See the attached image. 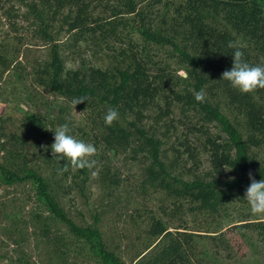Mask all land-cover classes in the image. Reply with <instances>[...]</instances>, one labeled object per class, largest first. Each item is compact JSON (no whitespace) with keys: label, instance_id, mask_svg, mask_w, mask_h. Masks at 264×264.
<instances>
[{"label":"trees","instance_id":"trees-1","mask_svg":"<svg viewBox=\"0 0 264 264\" xmlns=\"http://www.w3.org/2000/svg\"><path fill=\"white\" fill-rule=\"evenodd\" d=\"M7 5L8 18L28 22L32 38L47 47L45 59L32 67L33 84L83 115L78 127L61 114L57 121L68 123L76 139L122 155L138 175L126 206L135 205L133 193L145 200L160 194L175 206L170 217L181 214L183 204L191 214L215 216L232 202H246L250 173L257 181L264 178V150L255 151L264 149V89L241 94L220 80L235 48L249 64L264 65V0H0V9ZM14 61L0 46V77L14 69ZM201 88L203 103L194 99ZM74 97L86 102L73 106ZM109 108L119 113L110 126L103 119ZM22 118L20 135L11 138L10 153L0 161V184L35 186L47 211L33 214L41 240L61 252L49 251L52 263L65 264L63 255L75 252L89 264H126L104 240L100 214H93L90 225L75 223L50 182L57 174L58 181L71 176L72 188L83 195L87 166L66 164L52 154L45 116L25 112ZM28 145L44 157L50 175L30 164L29 153L22 151ZM200 156L206 157L205 169ZM117 174L102 200L108 207L121 201L109 200L122 189ZM143 207L133 212L144 218L147 243L129 264H192L188 251L198 234L185 225L171 231L168 219ZM55 222L66 226L68 239L52 237ZM241 226L257 232L264 251V220ZM16 264L36 263L19 258Z\"/></svg>","mask_w":264,"mask_h":264},{"label":"rangeland","instance_id":"rangeland-1","mask_svg":"<svg viewBox=\"0 0 264 264\" xmlns=\"http://www.w3.org/2000/svg\"><path fill=\"white\" fill-rule=\"evenodd\" d=\"M143 1L146 3L149 0ZM17 7L15 6L13 11ZM8 8L7 5L4 9H0V46L9 51L15 60V67L0 77V161L10 153V145L13 143L11 138L16 134L20 135L18 128L23 122L22 117L25 112L45 116L50 122L48 132L61 124L57 121L60 114L75 123L71 127H78L83 120L80 112L33 84L32 67L37 60L45 59L47 47L32 38L33 30L28 22L8 18L5 11ZM154 12L158 14L161 12L159 6L154 8ZM157 16L154 14V20ZM65 39L63 35L61 41ZM70 55L76 57V54L70 53ZM84 57L89 58L90 55L86 52ZM179 73L185 76L183 71ZM10 79L12 82H9ZM62 110L66 111V115L64 111L61 113ZM45 144L41 141V145ZM263 150L255 151L261 153ZM22 151L27 155L29 153L32 166L44 174H51V167L45 166L42 159L44 157L34 154L32 145H28ZM85 159L89 180L83 189V195L72 188L71 176L68 180L58 181L60 175L57 174L55 178L49 177L50 182L60 205L75 223L90 225L93 223V214H100L102 218L100 231L104 240L110 249L115 248L121 254L126 264L131 263L132 257L142 252L147 243L143 230L144 218L138 217L136 212H133L135 209L144 208L145 205L155 215L168 219L171 231H174L175 227L185 225L188 231L198 234L195 235L188 251L192 264H264V251L257 232L252 228L241 226L244 223L264 220V214H253L246 202H232L226 206V210L220 211L215 216L199 212L191 214L186 211L187 204H183L181 214L170 217L171 210L175 206L172 200L165 199L160 194L146 196L147 200H145L142 194L133 193L135 205L126 206L124 198L128 195L127 191H132L140 182L138 175L133 174L135 170L130 167L127 160L122 155L114 156L100 148H96L95 153ZM199 159L201 169H205L208 166L206 157L200 156ZM116 173L122 179V189L120 192L116 191L115 197L111 196L109 200L111 203L118 199L121 201L120 204L114 202L108 207L102 200L108 191L109 179ZM75 181L79 186L82 185V181ZM162 209H165L166 216ZM34 213L47 215L32 182L10 186L0 184V264H16L19 258L31 260L36 264H49L54 262L50 258L49 251L53 255L61 253L53 250L51 245L48 248V245L42 242ZM67 232L66 226L59 222H55V226L51 227L53 238L59 236L68 239ZM67 247L74 248L70 245ZM74 253L67 252L63 255V258L67 257L65 264H89L86 259L74 257Z\"/></svg>","mask_w":264,"mask_h":264},{"label":"clouds","instance_id":"clouds-1","mask_svg":"<svg viewBox=\"0 0 264 264\" xmlns=\"http://www.w3.org/2000/svg\"><path fill=\"white\" fill-rule=\"evenodd\" d=\"M232 64L230 69H226L221 74L220 80L226 81L229 86L241 94L251 93L256 89H264V65H251L244 59V53L235 48L231 52ZM206 92L203 88L195 92L194 99L203 103ZM86 102L85 97H74L71 104L76 106ZM119 118V113L115 108H109L103 119L105 125L110 126L113 121ZM71 127L68 123L55 126L53 133V143L50 150L58 159L77 167H83L86 157L92 156L96 148L92 143L78 140L71 134ZM234 179V178H229ZM250 183L245 189L243 199L249 206L253 214H264V178L257 181L251 173Z\"/></svg>","mask_w":264,"mask_h":264}]
</instances>
